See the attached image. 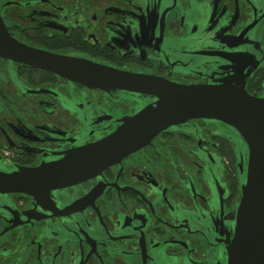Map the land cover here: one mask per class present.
I'll return each mask as SVG.
<instances>
[{"label": "flooded vegetation", "instance_id": "af4514ba", "mask_svg": "<svg viewBox=\"0 0 264 264\" xmlns=\"http://www.w3.org/2000/svg\"><path fill=\"white\" fill-rule=\"evenodd\" d=\"M0 19L28 49L264 98V0H0ZM154 100L0 57V170L45 186L0 193V264H228L246 145L206 118L113 137Z\"/></svg>", "mask_w": 264, "mask_h": 264}, {"label": "water", "instance_id": "95a60500", "mask_svg": "<svg viewBox=\"0 0 264 264\" xmlns=\"http://www.w3.org/2000/svg\"><path fill=\"white\" fill-rule=\"evenodd\" d=\"M0 57L44 68L69 79L100 87L141 91L155 100L128 117L113 137L131 138L140 144L160 129L191 118L221 121L233 127L246 145L244 177L234 212V230L226 243L228 264H264V98L220 85L159 82L127 75L88 60L28 49L10 37L0 19ZM149 80V81H148ZM244 92V93H243ZM237 97L240 105H237ZM133 141V140H131ZM131 149V145L128 146ZM43 166L0 170V193L42 190Z\"/></svg>", "mask_w": 264, "mask_h": 264}]
</instances>
